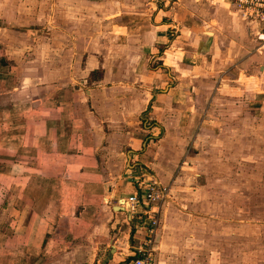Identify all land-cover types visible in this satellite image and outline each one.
I'll return each instance as SVG.
<instances>
[{"label": "crops", "instance_id": "obj_1", "mask_svg": "<svg viewBox=\"0 0 264 264\" xmlns=\"http://www.w3.org/2000/svg\"><path fill=\"white\" fill-rule=\"evenodd\" d=\"M255 28L219 0H0V264H131L145 229L122 201L141 180L213 193L187 182L256 160ZM178 202L154 264H178L174 231L215 222Z\"/></svg>", "mask_w": 264, "mask_h": 264}, {"label": "rangeland", "instance_id": "obj_2", "mask_svg": "<svg viewBox=\"0 0 264 264\" xmlns=\"http://www.w3.org/2000/svg\"><path fill=\"white\" fill-rule=\"evenodd\" d=\"M256 52L264 50L256 49ZM253 148L250 151L252 156L256 152ZM257 152L256 160L261 153L262 160L246 161L240 165L233 159L236 156L234 152L227 154L230 161L213 163L215 176L204 181L202 179L196 184L187 182L195 187H212L216 190L213 193L208 189L200 194L188 193L182 196L171 193L168 201L171 205L167 207L186 199L199 207H194L192 214L186 210L187 218L213 217L211 220L215 221L208 224L209 221L196 218L194 223L198 227L197 234L188 235L186 229H181L168 236L166 246L173 247L174 252L179 253L178 264H264V147L257 149ZM208 233L212 240H209ZM216 251H219L220 256L212 257ZM244 251L246 255L242 254ZM190 253L194 256L191 257Z\"/></svg>", "mask_w": 264, "mask_h": 264}, {"label": "built area", "instance_id": "obj_3", "mask_svg": "<svg viewBox=\"0 0 264 264\" xmlns=\"http://www.w3.org/2000/svg\"><path fill=\"white\" fill-rule=\"evenodd\" d=\"M224 1L241 18L254 24L257 49L264 50V0H219ZM171 198L170 187L159 182L141 180L138 192L122 201L132 220L137 219L145 229V238L136 249L131 264H153L155 260L154 242L160 226L163 206Z\"/></svg>", "mask_w": 264, "mask_h": 264}, {"label": "water", "instance_id": "obj_4", "mask_svg": "<svg viewBox=\"0 0 264 264\" xmlns=\"http://www.w3.org/2000/svg\"><path fill=\"white\" fill-rule=\"evenodd\" d=\"M107 261H108V259H106V260L103 262V264H106V263H107Z\"/></svg>", "mask_w": 264, "mask_h": 264}]
</instances>
